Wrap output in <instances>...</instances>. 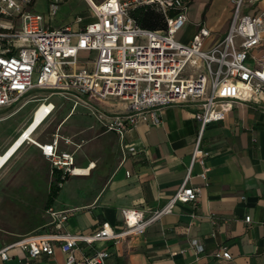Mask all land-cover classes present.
Wrapping results in <instances>:
<instances>
[{"label":"built area","instance_id":"built-area-1","mask_svg":"<svg viewBox=\"0 0 264 264\" xmlns=\"http://www.w3.org/2000/svg\"><path fill=\"white\" fill-rule=\"evenodd\" d=\"M63 1L48 0L46 21L42 14L26 9L28 0H0V111L39 102L35 114L47 106L34 135L55 111L51 98L56 96L71 103V112L79 106L86 108L101 129L117 136L124 155L135 152L134 147L125 148L123 140L138 123L157 126L166 106L191 104L197 107L195 148L181 185L160 209L146 215L137 209L123 210L120 230L103 222L92 233L83 235L63 231L72 210L48 208L46 227L53 231L42 228L3 246L0 262L4 263L13 259L8 253L12 249L25 256L16 264H27L41 256L52 257L57 245L65 257L64 264H106L109 253L96 248L98 243L117 245L170 214L176 204L197 200V190L188 182L193 163L202 165L207 156L199 150L207 125L223 121L237 102L256 104L264 111V54H255L264 41V9L254 14L242 12L260 0H231L226 33L209 46H205L210 36L205 27H199L187 44L176 39L188 20L191 0H86L92 14L90 22L76 30L68 25L52 28L50 21ZM140 6H150L160 13L165 28L139 27L130 12ZM74 22L80 24L82 18ZM80 55L92 58L80 59ZM33 92L45 94L32 97ZM107 99L123 104L124 111L108 114L89 102ZM26 142L40 151L51 170L86 176L77 175L73 164V153L81 143L58 132L48 143ZM60 143L72 146L73 152L62 151ZM93 166L85 168L87 175ZM244 221L249 223L250 218ZM214 257L231 259L225 250L217 251Z\"/></svg>","mask_w":264,"mask_h":264},{"label":"crops","instance_id":"crops-1","mask_svg":"<svg viewBox=\"0 0 264 264\" xmlns=\"http://www.w3.org/2000/svg\"><path fill=\"white\" fill-rule=\"evenodd\" d=\"M28 1L32 6L36 3V0ZM43 1L44 12L40 14L47 21L48 0ZM230 1L191 0L188 20L177 33L178 41L187 44L199 27H205L210 33L205 46L222 38L232 13ZM263 9L264 0H260L242 12L254 14ZM77 17L82 18L80 24L74 22ZM91 20L86 0H64L50 25L52 28L68 25L76 30ZM188 32L189 37L184 39ZM255 54H264V41ZM89 102L108 114L124 111V105L115 99ZM62 104H66L69 111L54 120L55 132L61 130L64 137L77 138L73 141L81 143V148L73 153L75 168L85 169L94 164L86 176H68L60 184L54 203L48 207L73 211L63 231L87 235L103 222L120 230L123 227L121 211L137 209L146 215L168 202L190 166L198 134V123L194 119L196 106L170 104L161 110L159 125L138 123L123 140L124 147H134L135 152L123 155L117 136L101 129L86 108L79 106L71 112V103L62 101ZM78 109L79 114L68 125ZM59 147L73 152L72 146L60 143ZM199 150L207 156L202 165L198 161L193 163L188 182L197 190V200L176 204L170 214L117 245L98 243L96 248L109 253L106 264H264L263 109L256 104L234 103L223 121L205 127ZM73 180L75 183L71 185ZM61 198L65 203L56 207L55 202ZM24 208L26 210L27 206ZM245 217L250 218L249 223L244 221ZM47 224L46 216L42 225L25 233L42 228L53 231ZM17 240V235L11 231L5 235L0 233V248ZM198 247H202V251H198ZM220 250L227 251L231 259H216L214 254ZM8 253L13 259L0 264H16L17 259L25 258L18 249ZM64 259L55 245L52 257L41 256L27 264H64Z\"/></svg>","mask_w":264,"mask_h":264},{"label":"rangeland","instance_id":"rangeland-1","mask_svg":"<svg viewBox=\"0 0 264 264\" xmlns=\"http://www.w3.org/2000/svg\"><path fill=\"white\" fill-rule=\"evenodd\" d=\"M26 9L31 12L43 13L44 1L36 0L34 6L27 5ZM58 19V18H57ZM56 19V20H57ZM189 37V32L184 39ZM179 39V34L176 35ZM80 59L92 58L83 55ZM187 71V69H186ZM45 94V93H44ZM41 92H33L32 97H42ZM51 102L56 105V109L50 119L45 121L38 129L33 139L37 142H45L55 133V119L59 115L65 114L68 110L66 104L58 97L51 98ZM39 102H31L24 107L0 111V154L15 140L21 130L31 120L32 113ZM80 110H76L75 115L68 125L77 117ZM59 134L64 136L63 131ZM77 141V138H73ZM52 181L49 163L40 155L39 150L32 144L26 142L17 152L15 157L0 171V233L5 235L11 231L17 235V239L31 232L25 233L30 228H36L46 221L45 204L46 192ZM73 180L70 184L73 185ZM60 186V185H59ZM65 199L61 198L55 202L56 207ZM25 206H27L25 210ZM27 212L28 215L26 214Z\"/></svg>","mask_w":264,"mask_h":264},{"label":"trees","instance_id":"trees-1","mask_svg":"<svg viewBox=\"0 0 264 264\" xmlns=\"http://www.w3.org/2000/svg\"><path fill=\"white\" fill-rule=\"evenodd\" d=\"M130 16L135 20L136 24L145 29L163 30L165 28L163 17L160 13L150 6L136 7L130 12ZM51 178L47 194L45 208L50 207L58 196L60 187L64 183L68 175H62L60 171L51 170Z\"/></svg>","mask_w":264,"mask_h":264},{"label":"bare ground","instance_id":"bare-ground-1","mask_svg":"<svg viewBox=\"0 0 264 264\" xmlns=\"http://www.w3.org/2000/svg\"><path fill=\"white\" fill-rule=\"evenodd\" d=\"M46 109L47 106L43 105L40 110H38L35 114L32 113L31 120L29 121V123L23 128V130H21L15 140L0 154V171L5 167V165L9 162V160L16 153V151L26 141L30 142L31 140H33L32 134L37 128V126L41 123L45 113L44 111ZM75 173L77 175H87V170L76 168Z\"/></svg>","mask_w":264,"mask_h":264}]
</instances>
